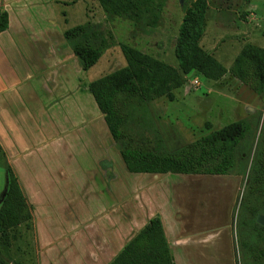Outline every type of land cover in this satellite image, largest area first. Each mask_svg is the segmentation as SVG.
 <instances>
[{
    "label": "crops",
    "instance_id": "crops-1",
    "mask_svg": "<svg viewBox=\"0 0 264 264\" xmlns=\"http://www.w3.org/2000/svg\"><path fill=\"white\" fill-rule=\"evenodd\" d=\"M52 6V0H0V9L8 13V26L0 32V145L29 197L39 264H109L154 216L161 219L175 264H236L237 176L127 171L126 181L116 180L119 160L101 148L103 132L107 138L110 133ZM87 124H98L100 138H93H99L100 150L91 168L80 169L75 161L91 180L82 185L89 199L80 201L76 214L72 185L57 202L51 197V190L61 185L55 174L59 168L38 176L32 151L40 143L30 129H55L52 139L61 137L64 154L73 159L69 143L81 140L77 129ZM78 155L85 158L86 152ZM210 179L229 180L225 201L216 204L205 191ZM45 220L53 224L46 227ZM45 232L50 234L46 242Z\"/></svg>",
    "mask_w": 264,
    "mask_h": 264
},
{
    "label": "rangeland",
    "instance_id": "rangeland-1",
    "mask_svg": "<svg viewBox=\"0 0 264 264\" xmlns=\"http://www.w3.org/2000/svg\"><path fill=\"white\" fill-rule=\"evenodd\" d=\"M197 1L199 0H159L161 10L158 12L156 23L149 25L144 19L138 26L132 25L127 19L108 17L97 0H52V8L63 29L88 22L98 31H110L114 36L115 44L105 50L96 64L85 71L86 80L89 82L126 65L119 47L120 43H126L178 67L175 47L179 28L187 9ZM201 2L205 5V20L199 45L225 68L231 65L245 43H253L264 48V0H203ZM35 12L38 14V9H35ZM194 80H197V84L193 83ZM174 94L172 101L160 97L148 103L149 112L166 151H174L192 139L231 122L240 119L250 121L248 141H246L250 143V148L248 150L244 148L246 156L240 160L238 174L229 175L237 176L238 182L233 216L236 264H255L253 250L256 245H264V230L260 228L259 221V217H264V173L259 172L256 161L257 153L264 147V94L255 93L248 86L230 77L228 73L217 81L190 73L186 76L184 85L174 90ZM86 111L88 112V108ZM91 126L94 128L87 124L77 129L81 140L71 139L68 151L75 155L73 159L69 158L70 160L64 154L65 148L61 137L52 139L57 134L54 133L55 129L39 127L37 132L33 131L34 127L30 129L31 134H37L40 143V147L32 151L38 176L47 177L48 170L59 168L55 174L61 177V185L51 190V197L54 203L57 202L63 193L68 194L67 190L72 185L70 186L73 195L71 208L76 214L80 201L89 199V197L84 198L87 189H83L82 185L91 181L85 174L86 171L80 169L86 170L95 166V156L99 155L100 150L97 141L101 135L100 128L98 124ZM73 133L74 131L71 135L75 136ZM83 134L91 135V139H85ZM94 134L99 137L97 140L93 138ZM107 137L103 132L101 148L106 155L111 150L117 157L119 168L115 169L118 173V178L115 179L120 183L124 182L126 180L123 176L127 170L118 154L115 142ZM82 151L86 152L87 158L78 155ZM75 161L79 163L80 169L79 166L77 168ZM5 164L6 159L0 154V203L7 188ZM64 169L68 170L66 176L63 174ZM29 170L30 167L28 174ZM228 182L229 180L210 179L203 187L205 191L213 192L209 193V196L216 203L222 198L225 201ZM252 188H256L257 191L250 193ZM24 190L26 192V188ZM27 199L29 200V197ZM56 205L54 204V208ZM250 206H254L255 214L250 212ZM43 223L46 227L53 224L46 220ZM32 232L30 225H18L6 229L5 234L0 233V255L7 264H39L36 239ZM44 236L42 241L46 242L50 239L49 232H45ZM261 261L264 264V257Z\"/></svg>",
    "mask_w": 264,
    "mask_h": 264
},
{
    "label": "trees",
    "instance_id": "trees-1",
    "mask_svg": "<svg viewBox=\"0 0 264 264\" xmlns=\"http://www.w3.org/2000/svg\"><path fill=\"white\" fill-rule=\"evenodd\" d=\"M97 1L108 17L130 20L134 26L144 19L154 25L161 10L159 0ZM201 1L187 9L180 25L175 47L178 67L120 43L126 65L88 83V91L130 173L238 174L240 160L246 156L244 148H250L246 142L250 121L240 119L194 138L174 151H166L149 112L148 103L157 98L172 101L174 90L184 85L190 73L212 81L228 73L255 93L264 94L263 47L245 43L225 68L199 45L205 20V5ZM7 26L8 13L0 9V32ZM63 37L83 71L89 70L115 44L110 31L100 32L88 22L64 29ZM0 154L6 159L1 145ZM256 161L259 172L264 173V147L257 153ZM4 168L7 188L0 203V233L18 225H30L34 235L31 205L7 159ZM255 190L250 189V193ZM249 210L256 213L254 206ZM260 228L264 230V225ZM253 256L255 264H262L264 245H256ZM0 264H7L1 255ZM109 264H175L159 216L150 218Z\"/></svg>",
    "mask_w": 264,
    "mask_h": 264
},
{
    "label": "water",
    "instance_id": "water-1",
    "mask_svg": "<svg viewBox=\"0 0 264 264\" xmlns=\"http://www.w3.org/2000/svg\"><path fill=\"white\" fill-rule=\"evenodd\" d=\"M262 220H264V217H259V221L262 222V224H264Z\"/></svg>",
    "mask_w": 264,
    "mask_h": 264
},
{
    "label": "built area",
    "instance_id": "built-area-1",
    "mask_svg": "<svg viewBox=\"0 0 264 264\" xmlns=\"http://www.w3.org/2000/svg\"><path fill=\"white\" fill-rule=\"evenodd\" d=\"M193 83H194V84H197V80H194Z\"/></svg>",
    "mask_w": 264,
    "mask_h": 264
}]
</instances>
